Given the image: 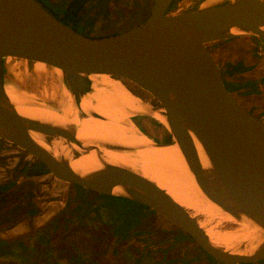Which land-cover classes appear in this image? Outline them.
Returning a JSON list of instances; mask_svg holds the SVG:
<instances>
[{
    "label": "water",
    "instance_id": "95a60500",
    "mask_svg": "<svg viewBox=\"0 0 264 264\" xmlns=\"http://www.w3.org/2000/svg\"><path fill=\"white\" fill-rule=\"evenodd\" d=\"M206 1L194 0L191 6L176 11L175 0H153L141 23L122 32L90 36L38 0H0V139L27 151L53 176L81 186L86 194L120 196L149 207L219 261L255 263L264 259V116L251 113L229 90L207 45L248 35L259 38L264 51V0H209L202 7ZM8 57L27 60L30 66L44 62L61 70L59 83L71 93L81 119L107 120L81 106L92 91L93 74L129 80L149 93L160 106L141 98L144 110L131 112L133 122L136 124L133 118L139 115L157 121L155 113L163 115L168 127L159 122L178 143L203 196L235 219L258 227L260 233L234 249L217 245L198 218L167 190L103 156L104 149L131 153L145 146L111 140L85 144L74 123L60 124L19 113L6 89L7 84L12 85L6 76ZM31 102L60 110L59 104L48 100L34 98ZM35 133L58 154L43 146ZM172 141L153 139L156 146ZM198 145L206 161L201 159ZM90 152L101 166L75 171L71 160Z\"/></svg>",
    "mask_w": 264,
    "mask_h": 264
},
{
    "label": "rangeland",
    "instance_id": "374dc122",
    "mask_svg": "<svg viewBox=\"0 0 264 264\" xmlns=\"http://www.w3.org/2000/svg\"><path fill=\"white\" fill-rule=\"evenodd\" d=\"M38 1L52 13H54L53 11H63V7L69 2V0ZM193 1L178 0L176 11H182L191 6ZM152 2L153 0H103L98 5L90 2L88 3L89 9L81 14V20L75 28L83 34L96 36L122 32L134 24L141 23L149 15ZM244 37L248 38L220 43L223 44L222 49H227L224 62L237 60L236 47L238 46H240L239 51L249 52L250 47L246 44L252 41L257 42V50L262 53L260 56H264V51L261 49L258 43L259 39L256 36L244 35ZM258 59H260L259 63H256L257 61H246L247 64L251 63L248 70L237 71L232 74L226 73L225 75L230 78V81L235 80L236 83L260 78L264 76V58ZM28 63L27 60L13 58L12 63L9 64L10 67L6 69L8 82L14 84V86L16 85L20 90L33 94L44 90V87L49 88L56 82L55 75L46 76L36 73ZM15 70L23 77L17 79ZM133 87L137 92H143L137 85L134 84ZM246 88L262 91L259 94L244 96ZM246 88L238 91L242 95L240 96L243 98V103L254 106L256 111L262 110L264 108V85L261 86V89L260 84L255 82ZM147 94L149 97H143V99L150 100L151 95ZM48 101L56 105V102ZM156 105L160 106L158 102ZM157 122L166 128L162 123ZM4 143L10 144L6 141ZM8 148L12 152L19 150L12 143ZM14 155L16 156L17 153H14ZM16 161L17 159H10L6 163L12 167ZM28 161L30 163L29 175L31 176L28 179L30 186L28 191H37L38 194L36 195L41 197L40 202L44 201L45 214L40 218V222L45 220L47 225L57 222L62 223L63 230L61 233L64 235L61 236L62 238L66 239V236L77 235L81 239V241L78 240L81 245L84 244L85 249L92 251L104 243V238L109 237L103 254L105 264H224L210 256L195 239L154 210L135 201L106 196L96 192H91L87 196L84 189L62 181L46 171V166H42L39 163L40 161L31 154L28 155ZM36 164L44 171V174L39 177L34 176L35 174L31 172L32 166ZM4 165H0V167L3 168ZM11 175V172L5 174V171L0 169V181ZM105 213H108L109 216H105ZM100 217L101 219L102 217L107 219V225L106 223H99ZM136 224L138 226L128 233V229ZM95 226H98V229ZM122 233H128V235L122 236L121 241L115 240V235L121 236ZM89 237L96 241L91 240ZM72 258L80 262L84 256L74 253ZM64 264L74 263L65 262ZM81 264L86 263L82 261Z\"/></svg>",
    "mask_w": 264,
    "mask_h": 264
},
{
    "label": "bare ground",
    "instance_id": "6f19581e",
    "mask_svg": "<svg viewBox=\"0 0 264 264\" xmlns=\"http://www.w3.org/2000/svg\"><path fill=\"white\" fill-rule=\"evenodd\" d=\"M207 3L202 4V7ZM12 59L13 57H8L7 63L11 64ZM28 65L30 66L29 63ZM32 68L39 74L55 75L56 82L49 88L44 87V90H40L37 94L19 91L17 87L7 84V93L19 113L60 124L74 123L77 126L78 138L85 144L111 140L125 145L145 146L131 153L104 149L103 156L111 163L122 164L140 172L167 190L176 201L198 218L200 225L217 245L234 249L260 233L258 227L235 219L203 196L189 171L178 143L156 146L150 136L140 131L131 119V112L144 110L142 99L132 93L120 79L107 74L91 75L92 91L83 98L81 106L85 111L99 112L107 120L95 117L81 119L75 112L71 93L59 83L62 77L61 70L51 69L44 62H36ZM14 72L17 79L23 77L17 70ZM34 98L56 102L60 110L47 105H34L31 102ZM121 102L136 109L127 111ZM154 116L168 127L163 115L155 113ZM34 136L43 146L53 151L55 155L58 154L57 149L49 146L39 134L35 133ZM198 149L201 159L206 161L207 157L200 145ZM100 166L101 163L94 152L83 153L80 157L71 160V167L78 172H87Z\"/></svg>",
    "mask_w": 264,
    "mask_h": 264
},
{
    "label": "flooded vegetation",
    "instance_id": "af4514ba",
    "mask_svg": "<svg viewBox=\"0 0 264 264\" xmlns=\"http://www.w3.org/2000/svg\"><path fill=\"white\" fill-rule=\"evenodd\" d=\"M242 38L248 37L238 36L215 41L209 43L207 47L212 52L217 63L221 67L222 75L229 90L251 113L258 117H262L264 116V108H262V110L256 111L254 106L244 104L242 100L243 98H241L242 95L239 94L238 91L240 89L244 90V88L249 87V85H252V82L259 83L261 88V86L264 85V76L254 80L244 81L243 83H236L235 80L230 81V78L225 75L226 73L232 74V69L234 68L241 69L239 71L248 70L251 67V63L247 64L246 61H257L256 63H259L260 59L258 58H264V56H260V54L262 53L257 50V42L252 41L246 44V46L249 45L250 47L249 52L239 51L240 46H238L236 47V57H238L237 60L232 62H224L225 57L227 56V53L225 52L227 49H222L221 47L223 44L220 43L234 40L238 41ZM258 43L260 44V39ZM120 80L129 88L132 93L137 95L139 98L149 97L148 94L146 95L147 92H144V90L141 93L134 90V84L131 81L125 79ZM247 82L251 83L249 85H246L245 83ZM248 90V88L245 89L244 96L259 94L262 91L246 92ZM149 99L151 103H157L156 99L153 96H151ZM122 104L127 111L136 109L134 106H129L125 103ZM133 119L136 124L145 133L149 134V136L154 140L165 143L172 141L171 135L168 130L161 126L156 120L142 115L135 116ZM4 142L5 140L0 139V165L5 164L4 167H0V169H3V171H5V174H10L11 172L12 175L7 176L3 181H0V264H64L65 262L81 264L82 261L86 264H105L106 262L104 260L103 254L105 252V246L108 243L109 237H107L106 239L104 238V243L99 245L92 251L90 249H85L84 244L81 245V239H79L77 235L66 236V239L64 237L62 238V223L57 222L47 225L45 220H42V222H40V218H42L45 214L44 201L40 202L41 197L40 195H36L38 194L37 191H28L30 187L28 179L29 177H31L29 175V153L25 150H22L15 144L13 145L17 146L19 150H16V152H12L11 149L8 148L11 146V143L5 144ZM14 153H17V155L15 156ZM10 159H17L15 165L12 167L6 163ZM31 172L35 174L34 176L38 177L44 174L43 169H41L38 164L32 166ZM76 186L82 188L79 185ZM91 192L94 191H90L89 193ZM89 193H87V196L89 195ZM107 215L109 216L108 213H105V216ZM106 220L107 219H103V217L101 219L100 217L99 223H106L107 225ZM136 226L138 225L131 227L128 230V233ZM95 228L98 229V226H95ZM128 233L122 234L121 236L116 234L115 240L121 241L120 238L122 236H127ZM90 239L96 241L92 238ZM57 247L60 248L58 249ZM87 252L92 253L87 254ZM74 253L77 255H83L84 258L81 259L80 262H77L72 258ZM240 264H264V259L255 263L246 262Z\"/></svg>",
    "mask_w": 264,
    "mask_h": 264
},
{
    "label": "trees",
    "instance_id": "16d2710c",
    "mask_svg": "<svg viewBox=\"0 0 264 264\" xmlns=\"http://www.w3.org/2000/svg\"><path fill=\"white\" fill-rule=\"evenodd\" d=\"M90 2H93L94 5H98L99 3H102L103 0H69V2L67 3L66 6H64L63 8V11H53L54 14L60 18L61 20H63L64 22L72 25L74 28L75 26L79 23V21L81 20V14L86 12L89 8H88V3ZM178 3V0H175V4ZM76 29V28H75ZM77 30V29H76ZM113 34V33H111ZM107 35H110V34H107ZM90 36H96V35H90ZM100 36H105V35H100ZM241 69H232V73L233 72H237ZM264 81V80H263ZM251 83V82H250ZM249 82L245 83L246 85H249L250 84ZM254 83V82H252ZM243 84V85H245ZM242 86V84H241ZM259 90H252V89H249L248 91L246 92H258ZM39 163H41L42 166L45 167V165L40 161ZM46 168V167H45ZM46 171H49L47 168H46ZM106 196H110V195H106ZM112 196V195H111ZM115 197H119V198H122V199H126V200H130V199H127V198H124V197H120V196H115ZM133 201V200H131ZM143 205V204H142ZM145 206V205H144ZM147 207V206H146ZM149 208V207H147ZM136 216V215H135ZM141 220V218H140ZM127 225V224H126ZM137 225V224H136ZM135 225H132L131 227H133ZM130 227V228H131ZM129 228V229H130ZM128 229V230H129ZM123 234V233H122Z\"/></svg>",
    "mask_w": 264,
    "mask_h": 264
}]
</instances>
